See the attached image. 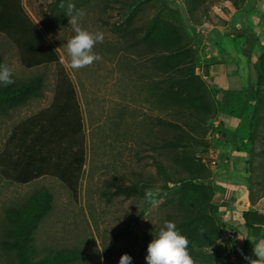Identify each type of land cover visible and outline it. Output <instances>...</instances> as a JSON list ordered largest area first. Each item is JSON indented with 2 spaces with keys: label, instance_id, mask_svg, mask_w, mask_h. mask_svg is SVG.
Wrapping results in <instances>:
<instances>
[{
  "label": "rangeland",
  "instance_id": "374dc122",
  "mask_svg": "<svg viewBox=\"0 0 264 264\" xmlns=\"http://www.w3.org/2000/svg\"><path fill=\"white\" fill-rule=\"evenodd\" d=\"M51 1L21 0V4L56 49L57 62L24 67L14 44L0 33L2 64L7 63L13 69L15 83L37 74L43 77L40 94L0 110V264H15L10 249L1 243L10 222L6 209L20 207L41 189L51 194V208L33 231L31 246L35 257L70 249L78 254L77 258L60 264H119L123 253L132 257L131 264H146L147 246L153 239L151 233L158 231L165 220L177 223L182 215L176 203L180 183L170 181L164 184L152 160L153 157L161 158L171 171L174 161L182 154L199 159L210 171L206 180L198 179L197 182L213 187L211 204L218 206L214 216L220 220L221 228V237L212 244L189 245L194 264H199L196 253L214 250H222L227 264H248L240 250L244 255H253L250 240H257L250 235V228L244 226L241 215L247 210L264 215V117L256 123L257 129L253 132L241 128L236 134H227L222 124L208 125L209 121L205 120L198 124L199 128H205L204 133L191 135L205 140L207 146L189 140L182 148H166L165 140L172 134L154 125L152 118L157 115L176 119L170 115L178 106L177 100H173L174 91L146 85L145 52L140 46L127 47L131 29L141 25L135 33L141 36L145 21L153 17L183 28L196 52L194 74L205 82L206 97L209 92L213 99L211 107L218 112L220 100L208 87L200 69L195 37L204 25L221 22V12L226 13L230 6L245 0H66L65 8L54 12L50 11ZM69 3L84 11L81 20L84 27L92 32L102 31L105 36L104 41L93 49L102 59L79 70L66 66V41L74 34L65 15ZM126 32L127 38L122 36ZM247 35L251 37L250 32ZM253 41H256L255 36ZM254 51H258L257 46ZM256 54L257 58H253L257 79L253 84L255 89L245 99L240 98L242 102L257 101L253 114L250 113L253 122L256 113L264 115V47ZM69 81L75 91L85 133L84 163L76 193L68 190L57 178L47 175L27 183L15 182L9 176L12 172L9 162L17 158V136L23 135L26 142L30 140L31 133L38 129V123L33 119L47 115L44 111L53 102L58 85L65 86ZM24 131L28 134H23ZM242 148L247 150L244 156ZM212 158H215V164L211 163ZM240 159L244 160L245 168L240 166ZM175 168L179 169V166ZM225 168L230 170L227 174L233 179L218 181L221 178L218 169ZM182 175L183 172L176 177ZM145 179L150 181L146 189ZM237 180L249 192L247 208L236 201L234 190L227 198L221 194V183L233 189ZM129 184H136L139 193L130 196L114 193L116 185ZM147 189L158 193V205L153 206L145 200ZM238 236L246 238L240 240Z\"/></svg>",
  "mask_w": 264,
  "mask_h": 264
},
{
  "label": "trees",
  "instance_id": "16d2710c",
  "mask_svg": "<svg viewBox=\"0 0 264 264\" xmlns=\"http://www.w3.org/2000/svg\"><path fill=\"white\" fill-rule=\"evenodd\" d=\"M61 2L62 0H52L49 4L50 11L61 10ZM239 5L237 3L236 6ZM140 26L135 25L131 29L132 34L128 36L131 40L127 41V47L140 46L145 52V84L164 87L165 90L172 89L173 100H177L178 104L170 112L171 116L176 117L175 120L157 115L152 118L154 125H159L172 134L171 138L165 140L164 146L168 149L182 148L189 140L207 146L205 140L196 139L191 134H203L205 128H199L198 124L207 120L210 125L211 119L217 118L214 115H218V112L211 107L213 99L209 92L206 97L208 90L205 82L194 74L196 52L184 29L153 17L145 21L143 34L137 36L135 33L140 30ZM0 33L14 44L20 63L26 68L58 61L56 49L30 19L21 0H0ZM127 33H122V36L127 38ZM42 83V75L37 74L24 82L7 87L0 84V110L14 107L40 94ZM183 102L188 105H182ZM44 112L46 116L38 115L33 119L37 121L38 129L31 133L28 142L23 135L17 136V158L10 159L12 172L9 176L17 183H27L44 175L55 177L68 190L76 193L84 163L85 133L78 101L70 81L65 86L58 85L53 102ZM23 134L28 132L24 131ZM152 161L157 173L164 179V184L170 181L180 183L176 191V203L182 215L176 225L188 238L189 245H209L220 238V220L214 216L218 212V206L211 204L213 187L197 182L198 179L206 180L210 175L204 164L193 156L182 154L174 161L173 170L168 171L161 158L153 157ZM177 166L179 169L175 168ZM182 172L184 175L176 177V174L181 175ZM149 185L150 181L145 179V189ZM234 188L235 186L232 189L225 185V198ZM114 193L130 196L139 193V188L136 184L116 185ZM50 208L51 194L46 189H41L29 196L20 207L6 209L5 213L10 222L1 243L10 249L15 264H60L77 258L78 254L70 249L34 256L31 246L33 231ZM241 219L244 226L250 228V235L258 239L261 226L264 225V215L247 210L242 212ZM221 251L199 252L196 253V258L199 264H227Z\"/></svg>",
  "mask_w": 264,
  "mask_h": 264
},
{
  "label": "crops",
  "instance_id": "0c3cea01",
  "mask_svg": "<svg viewBox=\"0 0 264 264\" xmlns=\"http://www.w3.org/2000/svg\"><path fill=\"white\" fill-rule=\"evenodd\" d=\"M239 4V6H230L226 13L221 12V22L204 25L201 33L195 37L194 44L206 83L220 100L217 118L227 134H234V132L236 134V131L241 128L253 132L257 129L256 123L264 117L258 112L253 122L250 113L253 114L257 101L242 102L240 99H245L249 92L255 89L253 84L257 79H255L256 68L253 58H257L256 52L264 47V0H245ZM249 32L251 37L247 35ZM254 36L256 41H253ZM255 46L258 47V51H254ZM251 121L252 128H250ZM246 151L243 149L242 156L246 154ZM239 161H241L240 166L245 163L242 159ZM242 167L245 168L244 165ZM218 171L221 173L218 174L221 175L218 181H226L229 177L233 179V176L227 174L230 170L225 168ZM236 182L233 192L237 198L236 201L242 202L247 208L249 192L240 184V180ZM221 184V194L225 195V184ZM255 240H264V228L261 229L260 237Z\"/></svg>",
  "mask_w": 264,
  "mask_h": 264
},
{
  "label": "clouds",
  "instance_id": "9594fccd",
  "mask_svg": "<svg viewBox=\"0 0 264 264\" xmlns=\"http://www.w3.org/2000/svg\"><path fill=\"white\" fill-rule=\"evenodd\" d=\"M59 7L65 8L63 0ZM65 15L68 17V24L71 25L74 33L66 41L68 56L66 66L73 70H79L101 60L102 57L93 49L97 43L104 41V33L102 31L92 32L84 27L81 20L85 13L83 10H77L72 3L67 5ZM14 83L13 69L7 63L0 64V84L7 87ZM157 195L158 193L152 189L145 190V200L153 206L160 203ZM151 235L153 239L147 246L146 264H194L193 257L189 252V240L181 233L174 221L165 220L159 230L153 231ZM237 238L243 240L246 237L238 236ZM250 242L253 246V255H244L243 251L240 250L241 255L248 261V264H264V240H250ZM131 261L132 257L123 253L119 259V264H131Z\"/></svg>",
  "mask_w": 264,
  "mask_h": 264
},
{
  "label": "built area",
  "instance_id": "2783aa9c",
  "mask_svg": "<svg viewBox=\"0 0 264 264\" xmlns=\"http://www.w3.org/2000/svg\"><path fill=\"white\" fill-rule=\"evenodd\" d=\"M197 29H199V27ZM210 123H211V125L217 126L218 123H220V121H219V119L216 118V119H211ZM215 162H216L215 158H212L211 163L215 164Z\"/></svg>",
  "mask_w": 264,
  "mask_h": 264
}]
</instances>
